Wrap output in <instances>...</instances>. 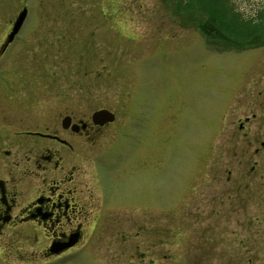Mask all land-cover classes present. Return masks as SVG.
Segmentation results:
<instances>
[{
    "label": "rangeland",
    "instance_id": "rangeland-1",
    "mask_svg": "<svg viewBox=\"0 0 264 264\" xmlns=\"http://www.w3.org/2000/svg\"><path fill=\"white\" fill-rule=\"evenodd\" d=\"M108 1L0 0V21L28 11L14 52L34 53V97L54 114L116 117L98 165L116 167L105 182L123 207L82 264H264V0H113L106 17ZM238 174L258 181L234 199L256 230L235 250L212 232L203 247L202 205Z\"/></svg>",
    "mask_w": 264,
    "mask_h": 264
},
{
    "label": "flooded vegetation",
    "instance_id": "flooded-vegetation-1",
    "mask_svg": "<svg viewBox=\"0 0 264 264\" xmlns=\"http://www.w3.org/2000/svg\"><path fill=\"white\" fill-rule=\"evenodd\" d=\"M108 2L100 9L106 17L114 12L113 0ZM27 12L10 40L16 16L0 21V264L14 258L16 264H82L88 257L85 250L103 246L97 244L98 237L108 234L113 209L123 207L110 196L105 182L116 167L98 165V140L112 130L114 120L98 124L91 114L76 117L65 109L54 114L45 104L43 90L34 97L29 69L34 53L17 58L19 52H14L18 40L24 44L30 25ZM13 63L15 67H9ZM260 145L264 147V142ZM240 176L231 189L211 195L202 205V235L232 236L227 243L218 242L220 250H235L240 244L236 236L246 231L243 227L256 230L254 222L242 223L241 203L234 199L243 186L257 193L258 181H243ZM258 177L264 183V173ZM125 220L126 226L118 230L122 236L129 235L134 221ZM195 230L191 228V233ZM207 244L205 236L202 246Z\"/></svg>",
    "mask_w": 264,
    "mask_h": 264
},
{
    "label": "water",
    "instance_id": "water-1",
    "mask_svg": "<svg viewBox=\"0 0 264 264\" xmlns=\"http://www.w3.org/2000/svg\"><path fill=\"white\" fill-rule=\"evenodd\" d=\"M24 12L25 10L23 9L19 15L16 17V21L15 24L13 25L12 31L9 35V39L12 37V35L14 34V32L17 30V28L19 27L23 17H24ZM112 118L111 114L108 113L106 110H98L96 112L93 113L92 115V119L93 121L96 120H104V119H108L110 120Z\"/></svg>",
    "mask_w": 264,
    "mask_h": 264
},
{
    "label": "bare ground",
    "instance_id": "bare-ground-1",
    "mask_svg": "<svg viewBox=\"0 0 264 264\" xmlns=\"http://www.w3.org/2000/svg\"><path fill=\"white\" fill-rule=\"evenodd\" d=\"M91 118H92V116H91ZM113 119H110V120H108V119H104V120H96L95 122L96 123H98V124H103L104 122H110V121H112Z\"/></svg>",
    "mask_w": 264,
    "mask_h": 264
}]
</instances>
